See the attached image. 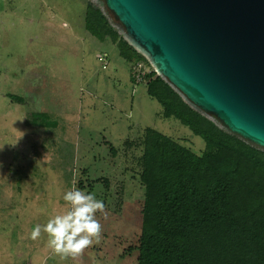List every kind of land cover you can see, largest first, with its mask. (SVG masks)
Listing matches in <instances>:
<instances>
[{"label":"rangeland","instance_id":"rangeland-1","mask_svg":"<svg viewBox=\"0 0 264 264\" xmlns=\"http://www.w3.org/2000/svg\"><path fill=\"white\" fill-rule=\"evenodd\" d=\"M88 1L0 0V264H137L143 188L123 143L151 128L196 155L204 150L148 97L150 63L135 57L133 83L116 45L83 30ZM36 112L53 127L32 126ZM105 178L108 189L95 181ZM81 183L105 204L96 213L102 234L82 257L61 260L46 233L35 241L30 233L64 213L65 192Z\"/></svg>","mask_w":264,"mask_h":264},{"label":"trees","instance_id":"trees-1","mask_svg":"<svg viewBox=\"0 0 264 264\" xmlns=\"http://www.w3.org/2000/svg\"><path fill=\"white\" fill-rule=\"evenodd\" d=\"M103 9L99 3L87 2L85 31L116 45L136 83L135 57L149 62ZM143 81L148 97L162 109L160 116L176 120L198 136L204 150L196 155L151 128L123 143L143 188L137 264H264V150L190 107L154 71ZM31 118L34 127H53L48 113L36 112ZM110 150L118 152L113 146ZM95 181L106 189L110 186L107 178Z\"/></svg>","mask_w":264,"mask_h":264},{"label":"water","instance_id":"water-1","mask_svg":"<svg viewBox=\"0 0 264 264\" xmlns=\"http://www.w3.org/2000/svg\"><path fill=\"white\" fill-rule=\"evenodd\" d=\"M190 107L264 150V0H101Z\"/></svg>","mask_w":264,"mask_h":264},{"label":"clouds","instance_id":"clouds-1","mask_svg":"<svg viewBox=\"0 0 264 264\" xmlns=\"http://www.w3.org/2000/svg\"><path fill=\"white\" fill-rule=\"evenodd\" d=\"M18 139L11 145L15 146ZM63 199L68 205L67 210L55 215L44 225H36L29 238L35 241L46 233L48 245L55 255L61 260L69 257L77 259L94 242H99L102 225L97 220L96 213L104 212L105 204L97 200L95 194L86 193L76 187L65 192Z\"/></svg>","mask_w":264,"mask_h":264},{"label":"crops","instance_id":"crops-1","mask_svg":"<svg viewBox=\"0 0 264 264\" xmlns=\"http://www.w3.org/2000/svg\"><path fill=\"white\" fill-rule=\"evenodd\" d=\"M83 16H84V15H83ZM82 25H83V30H85L84 19H83V23H82ZM79 26H80V25H79ZM79 26H78V27H79ZM73 27L75 28V27H77V25L74 24ZM85 32H86V31H85Z\"/></svg>","mask_w":264,"mask_h":264},{"label":"built area","instance_id":"built-area-1","mask_svg":"<svg viewBox=\"0 0 264 264\" xmlns=\"http://www.w3.org/2000/svg\"><path fill=\"white\" fill-rule=\"evenodd\" d=\"M137 66L139 67V69H141V68H142V66H141L140 64H138Z\"/></svg>","mask_w":264,"mask_h":264}]
</instances>
